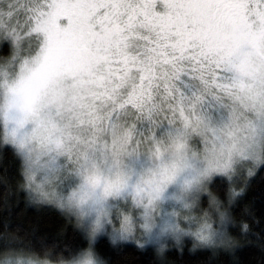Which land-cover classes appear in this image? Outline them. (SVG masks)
<instances>
[{
  "label": "snow or ice",
  "instance_id": "snow-or-ice-1",
  "mask_svg": "<svg viewBox=\"0 0 264 264\" xmlns=\"http://www.w3.org/2000/svg\"><path fill=\"white\" fill-rule=\"evenodd\" d=\"M4 41L3 128L30 121L98 202L153 205L192 142L218 176L264 153V0H0Z\"/></svg>",
  "mask_w": 264,
  "mask_h": 264
},
{
  "label": "clouds",
  "instance_id": "clouds-1",
  "mask_svg": "<svg viewBox=\"0 0 264 264\" xmlns=\"http://www.w3.org/2000/svg\"><path fill=\"white\" fill-rule=\"evenodd\" d=\"M13 127L16 125L3 128L0 112V144L11 146L20 162L17 190L24 193L26 206L55 207L81 232L86 246L76 251L67 246L58 250V245H49L41 238L37 248L19 229L0 232V264H109L96 249L101 237L108 238L112 247L128 243L141 251L152 247L160 264H166L169 251L183 254L186 246L190 253L208 250L213 256L221 251L234 254L241 246L230 231L235 224L232 208L245 194L248 181L264 166V153L237 164L225 176L228 189L222 199L212 186L218 175L203 172L207 162L192 142L189 155L197 152L198 162L194 163L200 171L188 169L180 173L168 185L163 198L145 207L133 204L131 199L114 197L98 202L91 187H80L83 179L77 175L76 165L64 155L49 153L32 133L30 121L17 128L15 139ZM120 165L135 182L132 170L140 171L150 161L141 152L135 158L122 155ZM247 231V223L241 222V233Z\"/></svg>",
  "mask_w": 264,
  "mask_h": 264
},
{
  "label": "trees",
  "instance_id": "trees-1",
  "mask_svg": "<svg viewBox=\"0 0 264 264\" xmlns=\"http://www.w3.org/2000/svg\"><path fill=\"white\" fill-rule=\"evenodd\" d=\"M11 53L8 42L0 43V61ZM19 163L11 146L0 144V232L19 229L37 248L41 238L49 245H58V250L65 246L73 251L85 247L81 232L55 207L26 206L24 193L17 190ZM212 186L222 199L226 197L227 179L216 178ZM232 214L235 224L230 231L241 242L234 254L221 251L213 256L208 250L190 253L186 246L183 254L174 249L169 251L166 264H264V166L248 181L246 192L237 200ZM241 222L248 225L246 234L241 233ZM96 249L109 264H160L151 247L143 251L131 244L112 247L102 238Z\"/></svg>",
  "mask_w": 264,
  "mask_h": 264
},
{
  "label": "rangeland",
  "instance_id": "rangeland-1",
  "mask_svg": "<svg viewBox=\"0 0 264 264\" xmlns=\"http://www.w3.org/2000/svg\"><path fill=\"white\" fill-rule=\"evenodd\" d=\"M6 42H8V41H6ZM9 43V42H8ZM10 44V43H9ZM11 45V48H12V55H13V45L12 44H10ZM12 55H10L8 58H10ZM8 58H5V59H3V60H1L0 62H2V61H4V60H7ZM216 178H224V179H227V177H225V176H217ZM215 178V179H216ZM102 238H106V237H101L100 239H102ZM99 239V240H100ZM107 240H108V238H106ZM109 241V240H108ZM128 244H134V243H128ZM123 245H127V244H123ZM123 245H120V246H123ZM135 245V244H134ZM137 247V246H136ZM147 248H149V247H147ZM152 248V247H151Z\"/></svg>",
  "mask_w": 264,
  "mask_h": 264
},
{
  "label": "bare ground",
  "instance_id": "bare-ground-1",
  "mask_svg": "<svg viewBox=\"0 0 264 264\" xmlns=\"http://www.w3.org/2000/svg\"><path fill=\"white\" fill-rule=\"evenodd\" d=\"M131 245H134V244H131ZM134 246H136V245H134Z\"/></svg>",
  "mask_w": 264,
  "mask_h": 264
}]
</instances>
